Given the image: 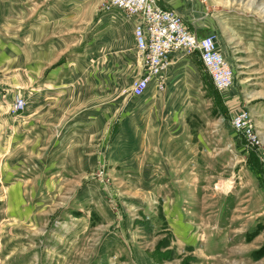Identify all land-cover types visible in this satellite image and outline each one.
<instances>
[{
    "label": "rangeland",
    "instance_id": "1",
    "mask_svg": "<svg viewBox=\"0 0 264 264\" xmlns=\"http://www.w3.org/2000/svg\"><path fill=\"white\" fill-rule=\"evenodd\" d=\"M188 1L204 13L198 35L214 34L233 67L232 84L216 89L195 53L180 51L198 63L199 85L188 76L177 99L152 88L133 97L140 66L117 27L107 123L90 113L110 86L102 15L119 8L0 0V264H264L259 154L231 125L246 112L264 145V0ZM51 3L69 33L46 67ZM46 88L82 90L75 138L64 100H46Z\"/></svg>",
    "mask_w": 264,
    "mask_h": 264
},
{
    "label": "crops",
    "instance_id": "2",
    "mask_svg": "<svg viewBox=\"0 0 264 264\" xmlns=\"http://www.w3.org/2000/svg\"><path fill=\"white\" fill-rule=\"evenodd\" d=\"M157 2L161 7L174 9L176 12H178L179 15L183 18L185 25L195 33L199 34L201 32H205L206 29H208L205 25L204 13L202 14L201 17L200 14H191V11H193V9L189 5L188 0H157ZM57 3L58 0H53L54 5ZM54 5H52L51 3L49 6L46 7V67L55 63L54 56H55V51H57L60 48V43H61L60 36L69 33L67 31V27L69 26H67L66 17L63 16L64 13L61 11L59 7L55 8ZM102 16L103 18H105L103 22L106 26H105L104 34L102 35L101 42L99 44L101 46V49L105 52L104 59H102L101 61L102 68L104 69L105 72V77L103 75V77L101 78L103 80L106 79L107 82H110V86L107 84V87L104 91H102L104 87L103 89L100 90L102 91L101 99H103V102L102 104H99V102H95L97 108L94 107V111H91L90 115L91 114L95 115V117L97 118L101 116L102 120L106 121L107 123L111 121L112 123L114 121V107H113L114 105L113 99L115 95L114 51L116 49L117 27H121L122 29L127 31L128 40L130 43V48L132 49L133 52V58H135V63L137 65L139 64V66L140 63L135 55V40L133 34L135 17L127 15L125 12H123L120 9L119 10L111 9L109 13L105 12V14H103ZM195 55L197 56L200 62L199 64H201L200 66L204 68L199 55L197 53H195ZM185 67H188L189 72H191V74L189 75L182 74L181 69ZM140 71H141V66H140ZM200 71L201 70L199 69L198 63H196L193 60V58L189 56H185L180 51H176L171 55L169 65L164 69L161 75L151 78V80L148 83L147 90L149 88H152L154 93L158 92L159 95L157 97L159 99L162 98H166L170 100L177 99L179 97L180 82H183L184 80H189V78H191L193 83H197L199 85L201 83L200 80L201 76L198 75L197 72ZM52 78L53 76L50 78L46 77V87H48L47 83L52 81ZM58 83H62V81H59ZM58 88L54 90H48L46 88V100L48 99L64 100V104L63 102L59 103L58 108H61L62 106L65 107L66 112L70 115L71 120L69 122L68 121L66 122L65 130L74 132V134H72L71 137L75 138L77 134L76 132L80 131L82 128L83 103H81L80 100L83 99L84 95L81 89L73 90L69 88L65 90H60ZM156 89H159V91H156ZM97 96H98L97 94H94L92 98L94 97L98 99ZM52 105H53L52 103H48V101H46V109L47 106H52ZM96 120H97L96 122L100 121V119H96ZM162 159L163 157L158 158V160L156 161L161 162Z\"/></svg>",
    "mask_w": 264,
    "mask_h": 264
},
{
    "label": "built area",
    "instance_id": "3",
    "mask_svg": "<svg viewBox=\"0 0 264 264\" xmlns=\"http://www.w3.org/2000/svg\"><path fill=\"white\" fill-rule=\"evenodd\" d=\"M106 7L119 8L135 17V55L141 71L130 89L133 96L145 93L151 78L161 75L176 51L197 53L216 89L222 90L232 84L233 67L219 51L214 34L199 36L185 25L174 9L161 7L157 0H107ZM22 105L23 101L18 99L14 106L18 109ZM231 125L258 151L264 179V145L255 134L247 113H236Z\"/></svg>",
    "mask_w": 264,
    "mask_h": 264
}]
</instances>
